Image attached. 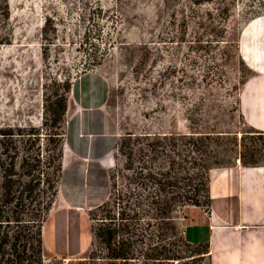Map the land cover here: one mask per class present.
Returning a JSON list of instances; mask_svg holds the SVG:
<instances>
[{"label":"rangeland","instance_id":"obj_1","mask_svg":"<svg viewBox=\"0 0 264 264\" xmlns=\"http://www.w3.org/2000/svg\"><path fill=\"white\" fill-rule=\"evenodd\" d=\"M217 2L7 0L9 17L6 24L0 23V33L9 31L8 42L0 43V125L12 126L19 156L38 155L39 188L46 185L43 178L53 168L48 156L58 158L44 238L55 222L60 225L63 216L67 220L75 216L78 226V216L62 204L57 183L64 126L79 107L75 97L85 77L101 76L102 108L115 125L117 144L125 134L139 131H217L245 136L247 150L255 148V163L264 165V136L252 139L251 127L238 108L239 90L254 72L236 47L245 23L264 14V0L219 1L225 10L198 27L203 11L210 8L214 12ZM46 15L55 19L43 31ZM56 94L65 96L64 113L59 116L52 110ZM116 154L114 148L104 162L109 174V196L104 199L108 204L118 188ZM103 206L78 211L80 254L65 256L42 243L43 264L86 258L91 223L103 217ZM191 210L193 214L196 209ZM200 264H207L206 256Z\"/></svg>","mask_w":264,"mask_h":264},{"label":"trees","instance_id":"obj_2","mask_svg":"<svg viewBox=\"0 0 264 264\" xmlns=\"http://www.w3.org/2000/svg\"><path fill=\"white\" fill-rule=\"evenodd\" d=\"M210 1L195 0L199 4ZM218 2L214 12L210 8L203 11L198 27L225 10ZM8 17L7 0H0V23L6 24ZM53 19L44 16L43 31ZM8 33H0V43L8 42ZM46 33L42 36L48 40ZM52 101L54 115L63 114L64 94H56ZM249 131L252 139L264 136V131ZM12 135L11 125H0V264H43L41 233L55 193L58 158L48 156L53 168L51 173L44 172L46 185L39 188L40 178L35 174L38 155L19 156ZM244 141L243 135L217 131L125 134L115 144L118 188L112 202L108 204L106 199L99 205H104L105 213L91 223L86 258L69 264H200L209 245L187 239V209H209L211 169L231 166L236 159L243 165H257L255 148L247 150Z\"/></svg>","mask_w":264,"mask_h":264},{"label":"crops","instance_id":"obj_3","mask_svg":"<svg viewBox=\"0 0 264 264\" xmlns=\"http://www.w3.org/2000/svg\"><path fill=\"white\" fill-rule=\"evenodd\" d=\"M237 51L254 72L239 90V112L248 126L264 131V14L252 17L242 27ZM93 78L85 77L82 88L77 87L79 107L64 126L58 181L62 204L78 216V226L75 216L69 220L63 216L60 225L55 222L48 229L46 238L45 221L41 233L43 245L69 257L82 252L78 211L99 206L108 196L109 174L104 162L116 144L115 125L102 108L101 76ZM71 88L77 90L75 84ZM209 201L208 210L190 206L185 220L187 239L208 243L207 264H264V165L237 161L212 169ZM191 209H196L193 214Z\"/></svg>","mask_w":264,"mask_h":264},{"label":"bare ground","instance_id":"obj_4","mask_svg":"<svg viewBox=\"0 0 264 264\" xmlns=\"http://www.w3.org/2000/svg\"><path fill=\"white\" fill-rule=\"evenodd\" d=\"M50 212H52V211H50ZM42 234H43V232H42ZM44 236V235H43ZM45 246H46V244H45Z\"/></svg>","mask_w":264,"mask_h":264}]
</instances>
